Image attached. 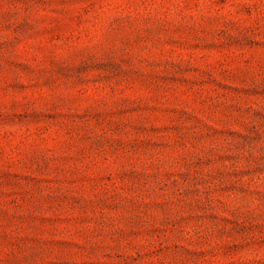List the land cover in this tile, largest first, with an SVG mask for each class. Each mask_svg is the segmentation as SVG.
<instances>
[{"label":"rangeland","instance_id":"374dc122","mask_svg":"<svg viewBox=\"0 0 264 264\" xmlns=\"http://www.w3.org/2000/svg\"><path fill=\"white\" fill-rule=\"evenodd\" d=\"M0 264H264V0H0Z\"/></svg>","mask_w":264,"mask_h":264}]
</instances>
